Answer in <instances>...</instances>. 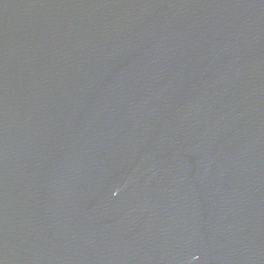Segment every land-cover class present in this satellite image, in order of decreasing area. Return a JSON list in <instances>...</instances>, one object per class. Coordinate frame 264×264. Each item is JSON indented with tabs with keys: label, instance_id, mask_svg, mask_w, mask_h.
Masks as SVG:
<instances>
[{
	"label": "water",
	"instance_id": "95a60500",
	"mask_svg": "<svg viewBox=\"0 0 264 264\" xmlns=\"http://www.w3.org/2000/svg\"><path fill=\"white\" fill-rule=\"evenodd\" d=\"M0 264H264V0H0Z\"/></svg>",
	"mask_w": 264,
	"mask_h": 264
}]
</instances>
